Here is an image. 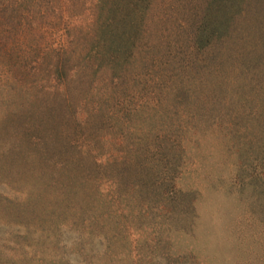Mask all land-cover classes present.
Returning <instances> with one entry per match:
<instances>
[{
    "label": "rangeland",
    "instance_id": "1",
    "mask_svg": "<svg viewBox=\"0 0 264 264\" xmlns=\"http://www.w3.org/2000/svg\"><path fill=\"white\" fill-rule=\"evenodd\" d=\"M130 2L140 47L121 66L101 61L90 82L87 26L69 0L30 5L36 35L0 64V264H264V0L235 21L248 28L202 33L210 43L195 49L198 19L180 0ZM59 49L67 104L53 83L24 87L47 78ZM19 52L38 62L34 77L12 65ZM48 133L61 170L38 175L19 149ZM69 139L81 166L124 152L135 177L120 166L75 174Z\"/></svg>",
    "mask_w": 264,
    "mask_h": 264
},
{
    "label": "trees",
    "instance_id": "2",
    "mask_svg": "<svg viewBox=\"0 0 264 264\" xmlns=\"http://www.w3.org/2000/svg\"><path fill=\"white\" fill-rule=\"evenodd\" d=\"M69 1L71 2L72 7H75L73 8L74 15L76 14L78 16L77 18L79 20H83L87 26V32H85L83 42L80 43V45L84 47H87L88 45L90 46H88V56L83 59L84 62L81 66L83 72L86 74V82L92 81L93 72L99 71L101 69L103 65H101V61L102 63L103 61H106V65L108 67L115 68L118 65L121 66L122 62L131 57L133 52L140 47L136 43L134 35L135 33L132 34L131 32L132 30L138 32L140 28L139 25L142 22V17L141 20H133L132 16H130L131 12L134 11L133 8H136V5L134 6L130 0ZM246 1L247 0H180L181 4L184 3L182 10H186L181 11L186 14V17H190L188 21L191 22L198 19V21L189 24L193 27L191 28L192 31L190 33L192 36L189 38L191 39L190 43L192 44H190L189 47L192 49L201 48L204 45H208L210 43H202L200 42L201 40L199 41L198 38H200L202 33H207V41L212 39L221 40L223 31L228 32L227 29L230 31L235 29L237 30L238 28H242V25L248 28V25H250L248 23H240V26L237 24L239 20L243 21L246 19L249 16L250 11H252L250 9L246 10V8L248 5V7L253 6L254 3L250 4V1L252 0ZM244 2H246V6H243ZM42 3H44V0H0V64H6L9 61L12 50H15L16 44L18 45L17 41H20L19 39L21 37L28 39L30 36L36 35V30L34 27H32L36 21L33 18L34 14L36 13H30L32 11L30 5H32V9L34 8V10H37L41 7ZM23 10L26 11V14H20V11ZM136 13V16H141L140 12L137 11ZM25 15H29L31 18L27 23L26 21L28 18H26ZM182 23L183 22H180L179 25L183 29L188 27ZM133 43L134 48L132 51L131 45ZM201 43L204 45H201ZM30 50L35 51L36 47H31ZM22 51L26 52L24 47H22ZM56 51V57L55 55L52 57V59L55 60V63L53 64L54 69H49L46 71L47 78H42L40 80L36 79L34 81L32 80L33 85L31 83H29L31 85L24 84V87L26 90H29L33 86H39V88H43L41 82L44 81L49 83L45 84L46 89L47 85L53 83V88L50 86L52 89H54L53 92L55 93L53 95L59 99V102L64 101L65 104H67L69 100L67 99V91L69 90V86H67L68 82L62 84V80L66 81L70 72H68V70L64 67L65 57L63 56V51H60V49ZM18 55H21V57ZM18 55L16 56V60H14L15 63H12V65L16 64V67L20 69L19 74L21 73L23 76L26 74L32 77L38 74L36 68V66H38V62L35 61L34 63L29 64V61H31L33 58L22 57L23 55L20 52ZM43 105L47 109L50 108L48 103H43ZM47 109H45L43 106L41 108L42 111ZM75 117L76 116H74L72 119H75ZM29 138V145L27 144L25 150L19 149V151L20 153L22 152L21 154L23 159L26 158L32 163L29 166L32 169L31 171H37L38 175H44L45 173L48 174L50 168L54 167L60 172L61 166L59 164L56 165L57 162L55 163L54 159L51 158L53 144L56 143L58 146L57 140L55 141V138L52 136V134H35L33 136H29ZM74 142L75 141L70 140L66 144V149L72 150L73 156L69 157L72 165L69 167L75 174L85 176V174H92L91 171H95V173L99 172L100 168L103 170H108L109 168L120 166L121 169H124V173L127 174L125 179L129 177H135V175L132 174V171H130H135V167L130 164V162H128L129 160H127V156L124 152L121 153L120 156L116 154L115 157L114 155L112 160L109 161V159L106 161V163L96 162L98 159L97 156L91 155L90 157V155L86 153L89 157V164L87 167L81 166L80 161L84 156V151L81 147H79L77 150L78 146H75L76 143ZM130 157L132 162V155Z\"/></svg>",
    "mask_w": 264,
    "mask_h": 264
}]
</instances>
